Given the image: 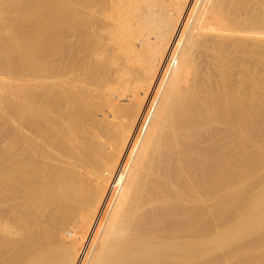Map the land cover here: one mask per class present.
<instances>
[{"label":"bare ground","instance_id":"6f19581e","mask_svg":"<svg viewBox=\"0 0 264 264\" xmlns=\"http://www.w3.org/2000/svg\"><path fill=\"white\" fill-rule=\"evenodd\" d=\"M259 131L264 0H0V264H264Z\"/></svg>","mask_w":264,"mask_h":264},{"label":"rangeland","instance_id":"374dc122","mask_svg":"<svg viewBox=\"0 0 264 264\" xmlns=\"http://www.w3.org/2000/svg\"><path fill=\"white\" fill-rule=\"evenodd\" d=\"M17 99H19L18 100V102H20L21 103V105H20V107L18 108L19 110V112H20V114H19V116H18V119H17V125H19L18 126V131L16 132V133H14V135L13 136H11L10 138H8L7 140L8 141H23V134H25L26 135V133L25 132H27L25 129H24V132H22V130H21V128H20V126H22L23 127V122L25 121V115H24V110H25V106H24V104H23V102H24V95L23 94H19L18 95V97H16ZM17 99H16V101H17ZM15 123V122H14ZM15 125H16V123H15ZM255 140H258V141H253V147H252V150H253V157H256L257 155L256 154H258V151H257V149H264V134L262 133V131H259L258 132V134L257 135H255ZM260 149V150H261ZM259 150V151H260ZM255 151V152H254ZM252 171L254 172H257V173H255V176H254V174H252ZM263 171V170H262ZM262 171H260V170H258V171H256V170H251L250 171V173L252 174L251 176H254V177H252L251 178V176H249L247 179H244L243 181H247L248 179V185L250 186L249 188H252L251 189V193H250V195H248V197H246V198H250V196H256L257 195V193H258V195H259V193L260 194H262L263 193V190H264V171L262 172ZM249 173V174H250ZM263 182V183H262ZM262 183V184H261ZM241 184H242V182H241ZM240 184V185H241ZM243 185V184H242ZM258 185V186H257ZM255 186V187H254ZM261 186V187H260ZM259 187V188H258ZM258 189H260L259 191H258ZM262 189V190H261ZM256 190V191H255ZM262 192V193H261ZM253 193V194H252ZM249 194V193H248ZM251 199H252V197H251ZM246 201H247V199H245ZM248 203V204H247ZM250 203H252L251 201H250ZM248 205V207H245L244 208V210L242 211L243 213L240 215L239 214V216L238 217H240V218H238V217H235L237 220H235V222L236 221H238V223L240 222L241 223V221H239V219L241 220L243 217H246V216H248L249 215V211L251 210V204L249 205V202H246V206ZM251 206V207H250ZM250 207V208H249ZM248 210V211H247ZM242 217V218H241ZM234 218V219H235ZM234 221V220H233ZM230 222L227 226L229 227H232V226H235V222ZM232 223V224H231ZM239 223V224H240ZM234 224V225H233ZM236 224H237V222H236ZM238 224V225H239ZM232 225V226H231ZM227 226H225V227H227ZM223 228V229H226V228ZM222 229V230H223ZM243 241H246V239L245 240H243ZM243 241H241L243 244H246L247 243V241H246V243H244ZM240 242V243H241ZM239 243V242H238ZM237 243V244H238ZM234 245V246H239V245ZM242 244V245H243ZM234 246H233V248H234ZM230 248H231V246H230ZM229 248V249H230ZM225 251H228V249H227V247H226V249H225ZM213 252H214V250H213ZM212 251L210 252V253H208L209 255V258H207L208 260H207V263L206 264H217L219 261H222V257H223V251L221 252L220 251V254H219V250H218V254H217V251H215L214 253H213ZM212 256V257H211ZM252 257H253V260L254 261H259L258 260V257H261V256H259V251L257 252H253L252 253ZM238 261V260H237ZM233 264H234V262L236 263V259H234L233 261Z\"/></svg>","mask_w":264,"mask_h":264}]
</instances>
